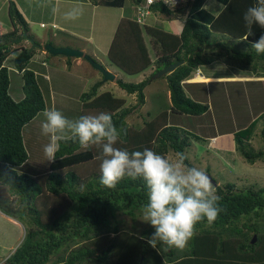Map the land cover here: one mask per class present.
Returning <instances> with one entry per match:
<instances>
[{
  "label": "trees",
  "instance_id": "obj_1",
  "mask_svg": "<svg viewBox=\"0 0 264 264\" xmlns=\"http://www.w3.org/2000/svg\"><path fill=\"white\" fill-rule=\"evenodd\" d=\"M125 1L90 2L121 8ZM130 1L135 6L142 0ZM205 1L187 0L188 15L178 34L150 24L141 27L134 18L122 19L109 46L107 61L129 77L152 66H155L151 75L154 76L166 66L183 61L172 73L162 76L169 91L166 107L172 115L189 119L209 113L205 98L209 92L212 99L220 96L223 100L219 102L222 105L219 109L236 96V101L241 103L240 109L236 107L232 115L226 114L229 115L227 118L216 117L215 125L200 122L198 126L212 124L206 130L201 129L206 132L215 126L212 135L231 134L234 151L248 165L237 173L245 172V177L254 171L258 176L262 173L256 166L264 162V122H260L264 121V98L258 90L248 93L242 87H227L220 93L218 84L211 83L212 90L207 92L200 89L202 84H188L198 89L199 99L204 97L202 102H197L187 96L183 85L198 67L225 55L240 75L264 77V54H257L252 48L255 41L244 34L247 30L244 13L256 0H216L224 5L216 17L203 9ZM173 9L159 5L151 8L159 15L180 13L179 9ZM8 14L12 29L0 35V213L23 223L24 237L3 264H264V185L259 186L258 179L250 182L245 177L238 180L240 183L227 181L217 185L213 178L224 211L211 227L206 226V221L198 224V234L185 250L165 249L158 245V251L147 243L153 228L133 232L123 228L120 220L122 216L135 218L142 213L147 203L145 182L125 177L114 190L102 186L99 182L100 161L96 159L94 149H82L69 138L60 142L57 158L49 163L46 174L40 177L19 174L17 170L28 160L22 130L45 110L49 97L42 92L39 78L32 69L36 50H31L30 45L28 48L16 47L22 36L20 31L28 28L27 23L12 3ZM216 35L220 37L216 38ZM261 35H264V29L259 36L256 33V37H250L257 41ZM145 37H149L151 49L157 54L154 60L149 56ZM238 41L242 42L238 44ZM12 55L14 69L23 81L24 96L20 101H14L9 95V71L4 62ZM116 83L122 91L137 96L138 106L143 105V91L149 80L140 83L117 80ZM259 83L248 81L246 84ZM100 84L101 81L81 95V113L86 115L84 110L87 108L93 114L110 113L117 129L125 130L123 143H118L117 147L129 152L149 148L167 155L185 152L192 143L190 137L196 141L204 140L198 134L189 135L177 127L165 128L167 109L143 126H128L126 118L135 106L127 108V101L115 97L111 91L97 95ZM223 97H227L225 102ZM244 110L248 111V116L243 114ZM218 114L215 112L216 116ZM242 115L245 123L239 124ZM259 122L260 126H257ZM192 128L195 130L196 127ZM256 138L262 143L259 148L255 147ZM186 163L191 166L188 160ZM253 237L256 239L251 243Z\"/></svg>",
  "mask_w": 264,
  "mask_h": 264
},
{
  "label": "rangeland",
  "instance_id": "obj_2",
  "mask_svg": "<svg viewBox=\"0 0 264 264\" xmlns=\"http://www.w3.org/2000/svg\"><path fill=\"white\" fill-rule=\"evenodd\" d=\"M15 1L17 4H26L27 14L30 15V18L33 19L35 22L29 24V31L37 36V39L35 40L36 43H41V39H49L50 35L54 34V36H57L56 33L51 29V24L49 23L52 19L53 15H50V12H47L48 10H41L38 5L45 4L43 1L39 0H12ZM4 2L3 0H0V30L8 31L10 25V20L7 15V8L5 5L2 4ZM87 6L90 4V1H85ZM130 0L125 1L124 8L120 14V18H116V13L118 14L120 11L118 8H104L101 7L100 9L96 10L95 14H98L99 10L108 9L110 12V15L107 20L99 19L96 17L93 28L92 24H86L82 30L83 33H86L84 36L78 37L75 34H72L70 36L72 43L77 44L79 46L88 47V50L90 52V49H92V52L95 54L94 59L97 60L99 63H101L105 68H109L110 64L107 61V53L109 50V46L112 42V39L114 37L115 31L120 23V21L123 19H129V18H135V12L133 7L130 8ZM48 7L53 5V2H47ZM36 7V8H35ZM21 8V7H20ZM44 9V8H43ZM89 10V11H86ZM45 12V13H44ZM47 12V13H46ZM88 12V14H87ZM185 12V10H184ZM85 13L81 15L78 19L82 22L84 18H86L90 14V9L86 7ZM25 14V13H24ZM184 14V13H183ZM182 15V14H181ZM129 16V17H128ZM154 22H157L154 17L151 18ZM150 19V20H151ZM156 19H161L156 17ZM99 20L104 22L103 28L98 35L99 30L95 29L97 25L99 24ZM43 22L46 25V28L40 27V22ZM77 22V23H78ZM152 23V22H151ZM153 25V23H152ZM159 29H162L169 32V25L168 22L165 23L163 26L158 25L156 26ZM81 29L79 26L77 27V30ZM93 33L91 42L87 39L85 41L83 40V37H85L87 34ZM97 38H100L99 41ZM149 37H145V42L148 45V52L151 60L156 59V52L151 49V45L149 44ZM63 45L64 43H60ZM28 46V42L26 40H20L19 43L16 45L18 46ZM30 45V44H29ZM31 47V45H30ZM41 52L38 51V55H40ZM49 58H53L50 55H48ZM220 60L216 63V65L213 67L214 71L218 73L224 72V70L228 69L231 72H238L239 70L236 68V66H231L227 61L222 63L225 60V57L219 56ZM12 59H14V55L11 56V58H8L6 60V67H9L11 65ZM50 62V61H49ZM48 62V67L46 68V74L48 76L50 75V70L52 73H54L53 83H50L51 87L53 86L54 96L51 97V95L48 96V93L45 92V95L48 98V106L47 109L55 108L59 111H61L67 118L75 120L78 119L81 114L79 115V104L77 102V98L80 95V85L83 84V81L85 83V88L83 89V92H89L91 90V82L92 77L87 78L83 75V73H76L69 70H64L60 68L58 65H55L51 68V64ZM221 62V63H220ZM107 65H104L106 64ZM35 69H38L39 65L35 64L32 66ZM113 67V66H112ZM111 67V68H112ZM91 68V67H90ZM49 70V71H48ZM94 73L96 75L93 76H100L102 77L95 69H93ZM155 70V66H152L148 70L142 72L141 74L135 76V77H129L118 70L117 77L112 81H107L105 84L110 87L106 89L108 92H112L115 97H121L127 101L126 107L132 108L133 112L129 115L128 118H126V123L129 126H138L142 125L149 121L152 117H157L161 111L160 109L164 106L165 110L168 109L166 107V98L169 94V91L167 89L166 80L161 76L160 78H156V74L154 76H151L152 73ZM212 70V69H211ZM9 71V79H10V88H9V94L11 95V98H17L20 94L23 95L22 92V76L16 71L14 68ZM83 75V80L79 79L75 75ZM236 74V73H235ZM47 79V77H44ZM117 80H122L125 83H140L144 80H149V84L144 89V103L141 106L139 105V102L137 100V96L135 94H127L126 92L122 91L117 86ZM234 81H241L244 82L245 80H235ZM259 80V79H255ZM217 82V79L213 80H206L200 81L203 85L204 91H207L206 83L205 82ZM43 79L39 78V84L41 86V90H44L47 88V84L44 83ZM263 82V81H262ZM262 88L264 90V85L261 83ZM230 86V85H227ZM149 93H148V92ZM100 91L97 92V95H99ZM166 96V97H165ZM219 98V100H218ZM209 99V101L212 102V109L213 111L211 113L204 114L201 117L194 118L189 117V123H186L184 120L187 119L185 116H182L180 118L174 117L173 115H169V121L172 123L173 121L171 119H175V121L178 123H184V125H189L191 127L190 132L193 131V133L198 134L202 136L204 139L203 141L196 142L194 139L192 140V146L191 148L187 149L185 151L186 154L190 157L188 162L191 164V166H195L198 168L203 169L206 171L208 175H210L212 178H214L217 181V185H222L226 183L227 181L240 183L238 180L240 178L244 179L247 177L248 181H254V179H258V182H256L259 186L264 185V162L257 164V169L262 174L255 175V172L252 171L251 174H247L248 176L243 177L245 172H242L241 174L237 173L240 168L247 167L248 165L245 163L246 161L243 160L242 157L238 153H236L232 148L233 145V137L231 135H225L218 137L215 139L214 137L217 136V133L215 135H212V130L216 128L215 126H212L209 131L202 132L201 129L207 128V126L211 125H204L199 128L198 123L204 122V123H213L215 125L217 123L216 117L219 116V119L227 118L229 115H226L230 113L233 114L236 107H241V103H238L236 101V96L229 100L227 102L226 106H223L221 109H219L222 105L219 103L220 100L223 102V100L220 98ZM224 98V97H223ZM227 97L224 98V102ZM198 101V99H195ZM137 104V105H136ZM46 109V110H47ZM219 109V110H218ZM264 110V106H263ZM85 114H92L90 110L85 109ZM251 111V110H250ZM148 112H153L150 114ZM219 112L217 116L214 113ZM44 112H41V114L37 115L36 119H34L28 126L23 130V142L25 144V149L27 151L28 160L24 164L23 167L19 168L17 172L19 174L26 173L28 175L35 174L34 177L42 176L46 174L49 170V163L51 161H48L45 154H44V146L49 142V137L45 136L42 133L41 125L45 120V117L43 115ZM214 114V115H213ZM245 115L248 116V111L244 110ZM253 115V113H251ZM213 116V117H212ZM188 117V116H187ZM212 117V118H211ZM243 119L239 121V124L245 123L244 115L241 116ZM185 118V119H184ZM261 123L264 121L261 120ZM260 122L257 123V126H260ZM177 125V124H175ZM196 127L195 130L192 127ZM207 134V135H206ZM203 136L207 137L204 138ZM212 136H214L212 138ZM70 138V137H69ZM67 138V139H69ZM77 143L74 141V144ZM217 143V144H216ZM255 147L259 148L262 143L258 138L254 141ZM216 145V146H214ZM216 148H224L227 150V153L224 155L220 154ZM233 150V151H230ZM230 151V152H228ZM175 154L168 153L166 156L169 158H173ZM235 159V162L233 161ZM246 170V169H245ZM251 175V176H250ZM254 178H253V177ZM16 198H14L15 200ZM9 218H5L2 215H0V264H3L4 261L15 251V249L21 244L23 237H24V224L23 223H12L8 220ZM120 220L122 222V227L128 230H132L133 232H141L144 229H151L152 227L144 222L142 220V213L137 215L135 218H131L129 216H122L120 217Z\"/></svg>",
  "mask_w": 264,
  "mask_h": 264
},
{
  "label": "clouds",
  "instance_id": "obj_3",
  "mask_svg": "<svg viewBox=\"0 0 264 264\" xmlns=\"http://www.w3.org/2000/svg\"><path fill=\"white\" fill-rule=\"evenodd\" d=\"M143 1L135 6L130 2V7H133L135 12V18H133L141 27L147 24V20L153 13L151 6L149 14L139 20L137 7L143 4ZM184 6L186 3L181 7ZM181 7L177 9L181 10ZM82 14L83 9L80 8L76 13H68L67 18L76 20ZM243 20L249 32L253 25L264 28V0H256L255 4L248 7ZM42 25L41 27H44ZM252 48L257 54H264V35L252 44ZM33 50L37 51V49ZM90 57L105 69L94 59V56ZM42 65L45 67L46 63ZM166 111L170 114V110ZM43 115L45 120L41 130L50 138L43 149L48 161L56 160L61 147L60 142L70 137L82 149H94L97 152L96 159L100 161L99 182L102 186L114 190L125 177L132 180L143 179L147 187V203L142 208V220L154 229L147 239V243L152 248L159 251V245L165 249L185 250L189 242L198 234L197 225L206 221V226L211 227L218 215L224 211L220 206L222 197L217 194V188L213 185L211 178L203 169L189 166L186 161L190 157L185 152L177 151L173 158H169L149 148L129 152L126 148L117 147L118 143H123L122 134L125 130L117 129L112 115L107 112L81 115L78 119L72 120L61 111L51 108L45 110ZM167 123L166 121L165 128L172 127ZM191 140L193 138L190 137ZM80 187L83 189L84 185L81 184Z\"/></svg>",
  "mask_w": 264,
  "mask_h": 264
},
{
  "label": "crops",
  "instance_id": "obj_4",
  "mask_svg": "<svg viewBox=\"0 0 264 264\" xmlns=\"http://www.w3.org/2000/svg\"><path fill=\"white\" fill-rule=\"evenodd\" d=\"M3 1L4 2H2V4L5 5V7L7 8V15H8L9 20H10V17H9V14H8V10H9V5L12 3V4H14L16 6L17 10L23 16L24 20L27 23V26H29L30 23H33L34 24L35 21L30 18V15L27 14V10H28L26 8L27 3L21 5V4H17L15 1H12V0H3ZM39 1H43V0H39ZM85 1L86 0H44L43 2H45V4H41L40 3L38 5L40 8H42V6H44L43 7L44 9L42 8L41 10H45L46 9V10H48L47 12H50L49 13L50 15H53V17H52V19L50 20L49 23L52 26H55V27H52L51 26V29L54 31V33L57 34V36H54V34H52V35H50L49 39H41V41H40L41 43H38V44L44 46L45 44L53 43L55 47H70V48H73V49H78V50L84 51L85 53H88L90 56H92V57L94 56L95 57V54L92 52V49H90V52H89V51H87L88 50V47H83V46H79L77 44H73L72 41H71L73 39H71L70 36L72 34H75L78 37L84 36L86 34V33H83L82 32L84 26L86 24H90V25L92 24V26H90V28L91 27L93 28V24H94V21H95L96 17H98L99 19L107 20L108 17H109V15H110V12H107V11H109L108 9H110L112 7H104V6H101V5H94L91 2L87 6V4H86ZM88 1H91V0H88ZM47 2H53V5L52 6L50 5L48 7ZM253 4H255V3H253ZM86 7H88V9H90V14L86 18H84L82 22H78V21H80V19L73 20V19L67 18V14L68 13H76V12H78L80 10V8L83 9V14H86L85 13ZM101 7L108 8V9L99 10L98 14H95L96 13V10L100 9ZM223 7H224V5H222L220 2H218L216 0H206L203 3V9H205L206 11H208L209 13H211L214 17H216L217 15H219V13L223 9ZM123 8H124V6H123ZM123 8H118V10L120 11V13H119V17H118V14L116 13V15H117L116 18H118V19L120 18V14H121ZM184 10H185V12H184ZM86 11H89V10H86ZM87 14H88V12H87ZM187 15H188V6H184L180 10V13L173 14V15H159V14L152 13L151 16L148 19L147 24L152 25V23H153V26L156 27L158 25H162L163 26L165 23L168 22V25H169V28H170L169 29V32H172L174 34H178V33L181 32V30H182V28L184 26V22H185V19H186ZM153 17H154V19L157 22H154L153 19H151ZM156 17L161 18V19H156ZM103 23L104 22H102V21L99 20V24L95 28V29H98L99 30L98 35L100 34V32H101V30L103 28ZM42 24L44 25V27H41ZM78 26L81 29H78L77 30V27ZM40 27L41 28H46V25L41 21L40 22ZM11 29H12V26L9 27L8 31H10ZM263 29L264 28H261L258 25H253L251 32H249L248 29H247V30H245V33L244 34L246 35V38H248L250 40H253V41H256L253 38H251L250 35H254V37H256L255 34L257 33V35L259 36V32L262 31ZM6 32L7 31L0 30V34L6 33ZM24 32L29 37H31L33 40H36L37 39V36L29 31V27L27 29H24ZM24 32H23V29L20 31V33H22V34ZM92 35H93V33L87 34L85 37H83V40L85 41V39H87V40H89L91 42V40L93 39L92 38ZM214 36H215V34L213 35V37ZM217 37H220V36L219 35H216V38ZM97 39L99 41L100 38H97ZM241 42L242 41H238V44H240ZM60 43H64V44L61 45ZM23 47H25V46H23ZM28 47H29V45L27 47H25V48H28ZM40 52H41V54L38 55V50H37L35 52L33 58H32L33 65L37 64V65H39V67H38V69H35V68L32 67V69L35 70L36 76H38V78L43 79V81H45L44 83L47 84V88L45 90H42V92L44 94H45V92H47L49 95H51V97L55 95L54 94V91H53V86L51 87V85L54 84L53 83L54 73H52L51 70L50 71L48 70L50 72V75L51 76H48L46 74V68L48 67V62L49 61H50L49 63L51 64V68L50 69H52L53 66L58 65L60 68H62L64 70L67 69V70L72 71V72L83 73V75L85 77L87 76V78H91L92 77L91 87H93L96 83H98V82L101 81V77L100 76H93V75H96V73L93 72L94 71L93 68L88 63H86L84 60H82V59L72 58V59H69L68 60L66 57H63V56H51L50 55L51 57H53L51 59V58L48 57V54L44 53V51H40ZM207 54H211V52L210 51H207ZM225 56H226L225 57V60L222 63H224L225 61H228L227 55H225ZM9 58H11V57H9ZM6 60H8V58ZM218 60H220V58L214 60L212 63H210L208 65H203V66L198 67L195 70L196 72L193 73V75L189 79H187V80H185L183 82L184 89H185V92H186L187 96H189L194 101H197L195 99H198L197 102H202L204 100V97H201V99H199L197 97V95H196L198 89L196 87L189 86L188 84H191V85L192 84H199V83H201L200 81H205V79L206 80L217 79L218 80L217 82H211V81L210 82H205L206 83V87L209 86L207 88V92H209V91L212 90L211 89L212 87L210 88V84L211 83H216V84H218V86H216L217 87V90L220 93L223 90H225L227 87H229V88L230 87H242L243 90L246 89V92H248V93H250V92L253 93L252 90L257 89L258 92H259V94L262 95V97L264 98V96H263V91L264 90H263L262 85H261V83L262 84L264 83V77H257L255 75H245V76H243V75H240L241 74L240 71H238V72H231L228 69L224 70V72H222V73H218V72L214 71V69H213V67L216 65V63L218 62ZM6 62L7 61L4 62L5 66H6ZM42 63H46V66L45 67L44 66L42 67ZM104 65H107V63L104 64ZM111 67L112 66L110 65L109 68H105V69L108 70L109 72H111L115 76V78H116L117 77L118 70L115 69L114 67H112V68ZM7 68H8V70H12L14 68V66H13V59H12L11 65L9 67H7ZM83 75L78 74V75H75V76H77L79 79L83 80V78H82ZM44 77H47V79L44 78ZM233 79H235V80L243 79L245 81L244 82L234 81ZM255 79H259L258 81L260 83L259 84H246L248 81H257ZM233 82H236V83H233ZM50 83H52V84L50 85ZM219 83H221V84H219ZM22 84H23V81H22ZM227 85H230V86H227ZM85 86L86 85H85V83L83 81V84L80 85V91H79L80 95L77 98V102L80 103L79 104V115L80 114L82 115V113H81L82 112V103L80 101V97H81V95L83 93H86V92H83V89L85 88ZM9 88H10V84H9ZM107 88L110 89L109 86H107L105 83L102 82L100 84L99 88H98V91H100L99 94H101L103 92H106V89ZM200 89L201 90H204L202 87ZM205 95L207 96L205 98L208 99L207 100L208 105H209V111L208 112L211 113L213 111V109H212V103H211V101H209V99H211V97H209L210 96V92L208 94H205ZM23 96H24V94L22 96L20 94L17 98H14V99L12 98V99L14 101H20L23 98ZM168 104H169V94H168V96L166 98V105H168ZM47 106H48V102H46V108H45V110L47 109ZM50 108H52V107H50ZM164 108L165 107L163 106L160 109L161 113H163V111L165 110ZM167 112H169V111H167ZM148 113H149V117H150V114L153 113V112H148ZM167 115H168L167 116V122H168L167 124L169 126L177 127L179 129L183 130L185 133H187L189 135L192 134V135L195 136V133H193V131L190 132L191 128L189 127V125H186L185 126L184 123H180V122L177 123L175 121V119H171L173 122L170 123V121H169V115H172V114H167ZM173 116L174 117H178V118L182 117V116L179 117V115H173ZM36 117L34 119H36ZM184 121L186 123H188L189 119H185ZM31 122H29L28 124H30ZM28 124L23 128V130L28 126ZM175 124H177V125H175ZM23 130H22V133H23ZM225 135L228 136V135H231V134L217 135L215 137L212 136V138L214 137L215 139H217L218 137L220 138L221 136H225ZM22 136H23V134H22ZM200 137L202 138V136H200ZM195 141H196V139H195ZM199 141L200 140H198L196 142H199ZM24 146H25V144H24ZM191 146H192V143L190 144V146L188 148L190 149ZM214 146H216V145H214ZM232 147H233L232 149L234 150V143H233ZM216 149L219 150L218 152L220 154H222V155H224L225 153H227V150L224 149V148H216ZM233 150H230V151H233ZM230 151H228V152H230ZM31 176H35V174H32ZM0 215H2L5 218H8L7 216H5V215H3L1 213H0ZM8 220L11 221L14 224L17 223V221H15L13 219H10L9 218Z\"/></svg>",
  "mask_w": 264,
  "mask_h": 264
},
{
  "label": "water",
  "instance_id": "obj_5",
  "mask_svg": "<svg viewBox=\"0 0 264 264\" xmlns=\"http://www.w3.org/2000/svg\"><path fill=\"white\" fill-rule=\"evenodd\" d=\"M20 40H26L29 44H31V50H33V49H37L39 51L42 50L51 56H63V57H67V58H82L86 62H88L92 66V68L97 70L102 75L103 82L112 81L114 79L113 74H111L110 72L105 70L100 64L95 62L90 56H88L87 54H84L80 50L73 49L70 47H54L51 44H45L44 46H42V45L36 43L25 32L23 33L22 37L19 38L18 41H20ZM182 64H183V61H179V62H175L169 66H166L165 68H163L162 70H160L156 74V78H160L163 75L172 73L176 68H178ZM208 176L211 178L213 185H216L213 178L210 175H208ZM255 239L256 238L253 237L251 243H254Z\"/></svg>",
  "mask_w": 264,
  "mask_h": 264
},
{
  "label": "built area",
  "instance_id": "obj_6",
  "mask_svg": "<svg viewBox=\"0 0 264 264\" xmlns=\"http://www.w3.org/2000/svg\"><path fill=\"white\" fill-rule=\"evenodd\" d=\"M185 3H187V0H144L143 4L137 7L139 20H142L146 15L149 14L150 7L153 5L164 6L167 8H179Z\"/></svg>",
  "mask_w": 264,
  "mask_h": 264
}]
</instances>
